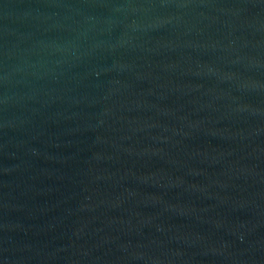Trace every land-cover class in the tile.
Wrapping results in <instances>:
<instances>
[{"label": "water", "instance_id": "obj_1", "mask_svg": "<svg viewBox=\"0 0 264 264\" xmlns=\"http://www.w3.org/2000/svg\"><path fill=\"white\" fill-rule=\"evenodd\" d=\"M0 264H264V0H0Z\"/></svg>", "mask_w": 264, "mask_h": 264}]
</instances>
